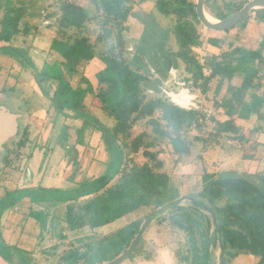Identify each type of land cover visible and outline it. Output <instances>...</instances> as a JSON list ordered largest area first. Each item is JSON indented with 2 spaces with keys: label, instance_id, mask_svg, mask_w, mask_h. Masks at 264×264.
I'll use <instances>...</instances> for the list:
<instances>
[{
  "label": "trees",
  "instance_id": "16d2710c",
  "mask_svg": "<svg viewBox=\"0 0 264 264\" xmlns=\"http://www.w3.org/2000/svg\"><path fill=\"white\" fill-rule=\"evenodd\" d=\"M143 1L146 0H85L84 6L76 0H55V10L47 19H53L55 26L49 51L58 58L51 64L43 63L40 70L30 62L26 50L12 45L19 36L34 34L36 30L24 20V6L17 7L9 1L3 5L0 43L7 45L0 51L11 54L33 72L38 91L54 113L50 128L61 118L59 148L70 156L71 150L82 143L79 136L91 128L100 133L108 155L100 176L84 179L72 189L37 187L3 193L0 258L7 264H35L29 252L7 245L2 239L3 213L25 199L31 206L45 210L74 202L75 209L68 211L65 220L70 231L85 227L96 230L148 212L144 218L99 241V248L90 256L80 255L77 250L67 252L63 256L67 264L83 260L84 264L113 262L130 248L143 222H151L160 213L167 215L160 223L168 221L171 228L183 234V247L176 252L180 264H214L215 249L219 250L218 264H230L240 255L252 256L257 264H264V173L211 174L204 169L194 188L196 192L181 197L164 170V161L154 151L166 144L179 159L189 157L197 142L204 148L212 144L223 146V141L240 146L249 143L243 125L253 116L259 121L264 119V112L260 111L264 98L258 94L263 77L259 73L264 71V34L254 50L239 43L251 14L264 24V9L252 11L230 30L214 33L218 36L206 37L198 28L194 0H155L157 12L170 20L169 25L163 29L143 21L140 38L131 40L128 23L136 5ZM247 2L205 0L204 9L211 18L222 20ZM129 43L133 45L132 53L128 51ZM205 46L213 52L209 51L201 64L193 49ZM95 60L103 65L95 74L96 88L84 76L85 68ZM179 66L187 75L183 80L189 88L205 95L213 82V92L220 97L216 107L226 119L210 118L212 127L206 139L190 134L207 126L206 114L173 105L162 94L168 72ZM154 75L160 78L154 79ZM75 76H79L78 85L72 86ZM223 87L225 92L221 94ZM88 96L113 121L112 127H106L86 111ZM77 120L81 122L79 127L72 125ZM141 122L149 132L135 135L133 128ZM260 130L257 126L250 131ZM71 131L78 138L70 146ZM29 133L24 128L14 143L17 156L26 147ZM138 154L144 158L142 164L133 160ZM7 157L3 159L5 167ZM80 199L84 200L78 202ZM41 215L30 207L28 216L43 226ZM140 241L141 237L137 244ZM135 250L125 259H130Z\"/></svg>",
  "mask_w": 264,
  "mask_h": 264
},
{
  "label": "rangeland",
  "instance_id": "374dc122",
  "mask_svg": "<svg viewBox=\"0 0 264 264\" xmlns=\"http://www.w3.org/2000/svg\"><path fill=\"white\" fill-rule=\"evenodd\" d=\"M7 1L17 7L23 5L26 10L24 20H27L31 27L36 28L34 32L32 31L34 34L19 36L12 45L26 50L30 62L37 70L41 69L43 63L51 64L58 57L49 51L55 26L54 20L47 19V16L54 12L55 0H0V19L3 11L1 9ZM76 1L86 6L85 0ZM221 1L218 0V2ZM133 15L128 23L130 29L128 38L131 40L140 38L143 33V21L163 29L170 23L168 18L157 12L155 0H146L136 5ZM198 28L206 37L218 36L214 34L217 32H205L206 29L201 25H198ZM263 34L264 24L257 21L251 14L239 44L246 49L254 50ZM169 44L173 46V41H170ZM6 45L0 43V47ZM132 47L133 45L129 43L128 51L130 53L133 52ZM209 51L213 52V49L207 46L193 49L201 64ZM102 68V63L95 60L84 70L87 77L82 73L94 88L97 86L95 74ZM32 73L28 66L24 63L21 64L11 54L0 51V106H3L8 112L20 116L17 120V135L4 143L3 149L0 151V197L5 191L16 189L37 187L72 189L84 179L100 176L108 161L100 133L92 131L91 128H87L82 136H79L82 143L77 144L71 150L70 156L66 154L65 150L59 148L57 139L62 120L58 117L54 127L50 128L54 113L50 109L47 99L38 91ZM259 74H262L263 77L262 87L258 94L264 98V71L260 70ZM186 76L182 66L171 69L166 80L163 81L162 94L173 105L187 110H198L206 114L207 126L200 131L192 130L190 133L191 136L206 139L207 132L212 127L209 119H226L222 110L216 107V102H219L220 97L213 92V82L210 83L208 93L204 95L188 87L183 80ZM153 78L159 79L160 77L154 75ZM78 80L79 76H75L71 80V85H78ZM224 92L225 87L222 88L221 94ZM85 109L106 127H112L113 121L101 112L98 102L89 96L85 101ZM260 111L264 112V104ZM80 124L79 120L72 123L75 127H79ZM257 126H260V131H250ZM26 127L30 132L29 140L24 150L17 156L14 152V143L18 142ZM243 127L245 135L249 138V143L241 146L236 142L223 141V146L212 144L204 148L200 142H197L189 157L179 159L166 144L154 149L159 154L158 158L164 161V170L171 177L173 184L177 186L181 197L196 192L197 189L194 188L198 186L201 172L204 169L211 174L221 172L264 173V119L259 121L253 116L246 121ZM143 131L149 132V128H146L143 122L137 123L133 128L135 135ZM71 135L70 146L78 138L73 131H71ZM7 155L8 165L5 167L3 159ZM133 160L137 164L144 162L141 154L133 156ZM83 200L80 199L78 202ZM21 203L20 211L26 217L30 212V207L36 212L42 213L40 220L43 226H40L39 221L36 224L40 244L37 245L35 253L34 251L30 253L35 264H67L63 261V256L74 250H77L80 255H89L99 248V241L113 235L132 221L144 218L148 213L144 211L134 214L96 230L85 227L70 231L65 220L68 211L75 209L73 208L74 202L54 206L50 210L40 209L35 205L31 206L28 199ZM183 204L185 203L183 202ZM166 216L163 213H160V216H155L143 231L141 241L135 246L136 250L133 252V256L130 259H123L117 264H180L176 252L183 247L184 237L181 232L171 228L168 221L160 223L159 220ZM218 257L219 250L215 249L213 251L214 264H218ZM83 261H80L79 264H84ZM257 262L258 260L252 256L240 255L230 264H257ZM94 264L103 263L94 261Z\"/></svg>",
  "mask_w": 264,
  "mask_h": 264
},
{
  "label": "water",
  "instance_id": "95a60500",
  "mask_svg": "<svg viewBox=\"0 0 264 264\" xmlns=\"http://www.w3.org/2000/svg\"><path fill=\"white\" fill-rule=\"evenodd\" d=\"M205 0H195V15L199 24L213 32H224L235 27L240 21H242L247 15H249L254 10L264 9V0H250L241 9L234 12L230 16L222 19L210 21L207 18V14L204 9ZM14 51V50H13ZM18 115L8 112L3 106H0V151L3 149L4 143H6L11 138L15 137L18 132ZM179 202V201H178ZM176 202V203H178ZM150 223L146 220L141 226L140 232L135 237L130 248L116 260L108 264H117L119 261L125 259L135 248L139 238L141 237L146 226ZM222 264V261L220 262Z\"/></svg>",
  "mask_w": 264,
  "mask_h": 264
},
{
  "label": "crops",
  "instance_id": "0c3cea01",
  "mask_svg": "<svg viewBox=\"0 0 264 264\" xmlns=\"http://www.w3.org/2000/svg\"><path fill=\"white\" fill-rule=\"evenodd\" d=\"M87 68L88 66L85 70ZM21 204L20 202L13 209L3 213L1 218L2 239L7 245H14L26 252L32 253L34 251L35 253L37 245L40 244L37 221L21 213ZM0 264L7 263L0 258Z\"/></svg>",
  "mask_w": 264,
  "mask_h": 264
},
{
  "label": "bare ground",
  "instance_id": "6f19581e",
  "mask_svg": "<svg viewBox=\"0 0 264 264\" xmlns=\"http://www.w3.org/2000/svg\"><path fill=\"white\" fill-rule=\"evenodd\" d=\"M207 18L210 20V21H214L213 18H211L210 16L207 15Z\"/></svg>",
  "mask_w": 264,
  "mask_h": 264
}]
</instances>
